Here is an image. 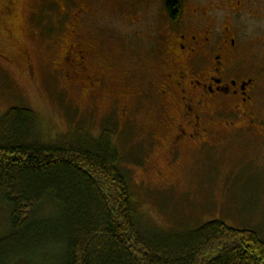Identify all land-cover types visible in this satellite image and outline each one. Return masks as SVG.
Returning <instances> with one entry per match:
<instances>
[{
  "label": "rangeland",
  "instance_id": "obj_1",
  "mask_svg": "<svg viewBox=\"0 0 264 264\" xmlns=\"http://www.w3.org/2000/svg\"><path fill=\"white\" fill-rule=\"evenodd\" d=\"M8 1L14 15L6 14ZM129 1L102 0L97 16L77 21L82 37L100 43L91 57L102 64L94 67L102 82L83 93L80 80H67L60 40L84 0H0V119L12 107H27L37 114L46 141L79 128L95 137L111 130L132 203L148 227L187 233L219 220L264 240L263 140L243 134L187 148L172 163L161 144L149 146V132L169 113L154 104L162 56L149 51L163 0H137L132 9ZM254 9L259 16L238 17L233 24L241 32L236 56L244 72L257 78L255 109L264 119V0ZM136 15L140 21L131 23ZM124 103L130 104L127 118L117 113ZM47 208L40 215H50ZM10 217V206L0 199V237L11 232Z\"/></svg>",
  "mask_w": 264,
  "mask_h": 264
},
{
  "label": "trees",
  "instance_id": "obj_2",
  "mask_svg": "<svg viewBox=\"0 0 264 264\" xmlns=\"http://www.w3.org/2000/svg\"><path fill=\"white\" fill-rule=\"evenodd\" d=\"M120 160L109 129L46 141L35 111L10 108L0 119V199L11 208L0 264H264L252 230L148 227Z\"/></svg>",
  "mask_w": 264,
  "mask_h": 264
},
{
  "label": "flooded vegetation",
  "instance_id": "obj_3",
  "mask_svg": "<svg viewBox=\"0 0 264 264\" xmlns=\"http://www.w3.org/2000/svg\"><path fill=\"white\" fill-rule=\"evenodd\" d=\"M101 1L84 0L74 12L76 22L60 40L64 42L60 54L67 80L71 85L80 80L83 93H92L102 82L103 77L94 72V67L102 64L96 65L91 57L100 43L88 35L82 37V25L80 28L77 21L97 16ZM170 1L163 0L156 11L158 34L152 38V48L147 46L162 56L154 104L163 113L169 112L161 115L158 127L149 132V146L161 144L165 160L172 163L187 148L212 147L243 134L264 141V119L255 109L258 81L244 72L236 56L241 32L233 24L238 17L259 16L254 6L261 0H172L174 10ZM136 2L131 0L129 8H136ZM13 4L8 1L7 15H14ZM138 18L136 15L130 22L140 21ZM90 97L94 98L93 94ZM129 110L130 104L124 103L117 113L127 118Z\"/></svg>",
  "mask_w": 264,
  "mask_h": 264
}]
</instances>
